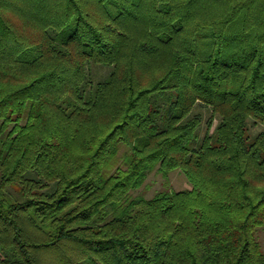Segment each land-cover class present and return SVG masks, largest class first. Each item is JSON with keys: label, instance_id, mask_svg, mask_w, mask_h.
<instances>
[{"label": "trees", "instance_id": "16d2710c", "mask_svg": "<svg viewBox=\"0 0 264 264\" xmlns=\"http://www.w3.org/2000/svg\"><path fill=\"white\" fill-rule=\"evenodd\" d=\"M250 118L264 0H0V264H264ZM156 168L192 187L133 195Z\"/></svg>", "mask_w": 264, "mask_h": 264}, {"label": "rangeland", "instance_id": "374dc122", "mask_svg": "<svg viewBox=\"0 0 264 264\" xmlns=\"http://www.w3.org/2000/svg\"><path fill=\"white\" fill-rule=\"evenodd\" d=\"M4 13L10 20H12V22L18 28H23L22 20L19 17H17L12 12H7L6 10L4 11ZM31 29L32 28L28 26L25 28V31L29 32ZM87 71L90 77L98 78V77H102L107 72L109 73V67L102 65L101 63H95L92 61L87 65ZM194 111L201 112V114L203 115V121L201 123V127L199 131L201 135H204L208 126L207 121L210 118V110L207 108V106L204 107L200 104H197L194 108ZM217 121L218 119L214 118L212 127L210 129H213V126ZM260 130H264V124L260 121L257 120L255 121L253 118H250L248 121V132L252 135L259 132ZM126 151H127V146L122 145L118 153L119 164L121 163L122 157ZM191 187L192 184L189 182L188 178L181 171V169L176 168L170 171L167 177H165L163 173L156 168L147 175L145 181L142 183V185L139 188L132 190V194L133 195L141 194L144 197L150 198L153 195H155L157 192L164 189L182 190ZM41 189H44V187H42ZM14 191H16V189L15 190L10 189V192L15 194L17 191L16 192ZM15 197H19V196L15 195ZM29 233L32 237H39L43 235V231H41L40 229L34 226L30 227ZM256 236L259 243L262 246V249L264 250V228L258 229ZM44 256L46 259L44 264L46 263L55 264V259H54L55 255L53 251L46 252Z\"/></svg>", "mask_w": 264, "mask_h": 264}]
</instances>
